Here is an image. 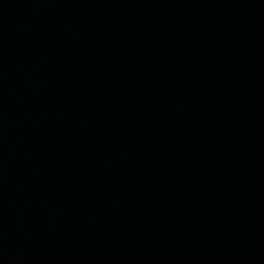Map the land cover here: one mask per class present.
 I'll use <instances>...</instances> for the list:
<instances>
[{
  "label": "water",
  "instance_id": "water-1",
  "mask_svg": "<svg viewBox=\"0 0 264 264\" xmlns=\"http://www.w3.org/2000/svg\"><path fill=\"white\" fill-rule=\"evenodd\" d=\"M0 264H264V0H0Z\"/></svg>",
  "mask_w": 264,
  "mask_h": 264
}]
</instances>
